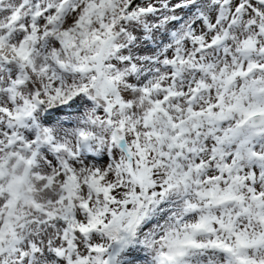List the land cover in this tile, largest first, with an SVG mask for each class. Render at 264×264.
<instances>
[{
  "label": "snow or ice",
  "instance_id": "snow-or-ice-1",
  "mask_svg": "<svg viewBox=\"0 0 264 264\" xmlns=\"http://www.w3.org/2000/svg\"><path fill=\"white\" fill-rule=\"evenodd\" d=\"M0 264H264V0H0Z\"/></svg>",
  "mask_w": 264,
  "mask_h": 264
}]
</instances>
